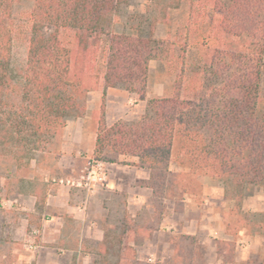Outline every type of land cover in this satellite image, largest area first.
I'll return each instance as SVG.
<instances>
[{"label": "trees", "instance_id": "trees-1", "mask_svg": "<svg viewBox=\"0 0 264 264\" xmlns=\"http://www.w3.org/2000/svg\"><path fill=\"white\" fill-rule=\"evenodd\" d=\"M130 1L34 0L26 59L15 67L14 9L20 0H0V162L29 168L37 152H50L69 119L84 115L89 93L102 85L144 101L150 61L171 68L180 63L172 96L147 100L137 121L108 126L100 106L95 159L116 163L118 157H132L148 170V179L140 182L151 192L155 220L143 225L137 214L133 226L139 234L131 241L138 245L150 238L161 223L164 201L186 193V177L199 175L218 179L224 198L238 202L235 231L264 234V211L239 206L250 187L264 189V108L259 104L264 0H146L148 12L157 11L162 19L169 10L188 5L183 43L155 38L160 17L151 13L139 22L133 17L137 24L117 32L116 15ZM193 18V24L202 19L203 38L197 63L187 70ZM173 159L183 171H171ZM28 194L41 211L44 187L31 186ZM123 220L118 226L126 231ZM122 238L121 233L105 237L94 264L132 258L135 251L128 245L123 250ZM216 255L222 263H233L234 242L219 241ZM244 264H264V257Z\"/></svg>", "mask_w": 264, "mask_h": 264}, {"label": "rangeland", "instance_id": "rangeland-1", "mask_svg": "<svg viewBox=\"0 0 264 264\" xmlns=\"http://www.w3.org/2000/svg\"><path fill=\"white\" fill-rule=\"evenodd\" d=\"M33 2L34 0H20L14 9L15 38L12 64L15 67L21 66L26 59L27 39L30 29L29 14ZM149 13L156 19L160 17L154 27L155 38H168L177 43L185 42L186 26L189 23V7L187 4L179 9L169 10L167 17L163 20L161 13L157 11L148 12L146 0H131L116 15L114 20L116 23L115 30L117 32H122L124 29L129 30L137 24V20L133 21V17H138L139 22L145 20ZM194 20L193 18L191 38L187 47V70H191L197 63V57L200 53L198 44L202 43L201 39L203 38V28L198 30L202 19L196 18V20H199L198 24H193ZM180 66L181 64L178 63L171 68L163 61H150L146 100L144 101L139 100L137 95L122 89H104L102 85L97 91L89 93L86 98L84 115L69 119L66 122V126L68 125L70 129L67 138H65L66 141H72L75 138L71 127L73 122L79 123L84 131L83 140L77 146L81 151L80 155L77 154L80 159L78 158L74 163L70 162L69 159L61 160L64 155L62 147L65 141L63 138L65 128L52 144L49 153L37 152L33 156L29 168L17 170L9 161L0 162V264H36L38 250L32 252L27 245L31 241L30 233L39 228V220L43 213L37 209L35 204L32 205L29 202L28 196L31 195L28 193L31 191V186L40 184L45 189V197L53 195L58 188L46 183V179L75 177L77 172L79 173L90 159H95L94 148L92 152L89 151L90 134L91 132L96 133L102 103L105 107L104 119H106L107 92H110L108 96V101H110L108 119H113L111 120L113 124L119 121L135 122L144 114L147 100L172 96L174 80L179 74ZM98 71L102 73V57L98 62ZM260 97V107L264 108V69L261 77ZM134 163H137V159L136 162H133L132 157H118L116 162L121 166H133ZM170 169L171 171H183L182 168L177 167L175 159L172 160ZM185 188L187 192L182 193L176 200L164 201L165 209L158 227V230H162V233L161 237L155 240L156 246L153 250L155 255L151 262L144 259L141 264H227L222 263L216 255V244L219 241L234 242V261L229 264H244L249 260L258 258L261 260L264 257V234L252 235L244 228H240L238 231L233 229V225L237 221L236 209L238 202L224 198V187L218 179L200 175L194 178L186 177ZM121 200L119 198L116 201L118 206H110V210L113 208V213H107L109 215L107 217L111 223H116L117 217L118 219L122 218L123 206ZM152 200L150 194L148 205L151 208L144 206L141 208L142 220L139 223L143 225L145 223L154 224L155 219L153 220L150 217L154 206ZM239 206L244 211H264V189L250 187L244 192ZM126 215V219L122 220L126 223V239L131 240L133 237L132 230L135 227L133 226V220L128 217L129 212ZM167 224L174 225L175 231L169 232V230H166L164 226ZM190 230H195V236L182 233ZM161 242L168 245L163 247ZM82 248L80 257L77 256L79 259L77 257L72 259L71 264H91L94 256H86L85 254L94 249V243L91 240H86ZM132 258H129L126 264H134L130 260Z\"/></svg>", "mask_w": 264, "mask_h": 264}, {"label": "crops", "instance_id": "crops-1", "mask_svg": "<svg viewBox=\"0 0 264 264\" xmlns=\"http://www.w3.org/2000/svg\"><path fill=\"white\" fill-rule=\"evenodd\" d=\"M109 95L110 92L108 91L105 119L108 126L113 124L111 121L113 119H108ZM71 127L75 138L72 141H66L65 138H67L70 130L67 125L63 131L65 141L62 147L64 155L61 160L69 159L70 162L74 163L78 160V155L81 154L77 146L83 140L84 131L79 123L73 122ZM95 138L96 133L91 132L90 152L93 151ZM133 162H136L135 158H133ZM107 168L108 177L106 184L92 193L87 194L80 190L57 185L58 189L55 193L45 197L41 210L43 214H41L39 220L40 225L39 228L35 229L38 231L35 245H27L32 252L38 250L36 264H71L72 259L77 256L80 257L86 240H91L94 243V249L89 251L88 254L84 253L86 256H94V259L91 261V264H94V261L99 258L98 253L101 251L100 246L105 237L111 234L120 235V233L123 235L122 249L124 250V247L128 245L135 251V255L130 259L134 264H141L144 259L152 261L155 255L153 252L154 246H156L155 240L161 237L162 230L154 231L152 239L150 237L145 239V241L147 240L145 243L142 242L136 245L133 241L126 239L127 234L125 231L117 227L120 220L125 219V213L129 212L128 217L133 220L137 214H140L143 206L151 208L148 205L151 192L149 193V189L143 187L140 182L148 179V170L136 166L135 163L133 166H121L111 163L107 165ZM118 197L122 199V218L118 219L117 217L116 223H111L109 222V218L107 217L109 215L107 213H113V208L110 210L111 205L118 206L116 202L119 199ZM28 200L32 205H36L35 197L28 196ZM164 228L169 230V232L175 231V227L172 224H167ZM194 231H183L182 233L188 236H195ZM136 234H139V231L137 232L135 227L132 230V235L135 236ZM31 235L32 232L30 233ZM167 245L165 242L162 243L163 247ZM126 261L128 260L123 259L121 264H126Z\"/></svg>", "mask_w": 264, "mask_h": 264}, {"label": "built area", "instance_id": "built-area-1", "mask_svg": "<svg viewBox=\"0 0 264 264\" xmlns=\"http://www.w3.org/2000/svg\"><path fill=\"white\" fill-rule=\"evenodd\" d=\"M107 165L104 161L90 159L77 176L46 179L45 182L54 186H66L89 194L106 184L108 177ZM37 235V230L32 231L29 245H35Z\"/></svg>", "mask_w": 264, "mask_h": 264}]
</instances>
